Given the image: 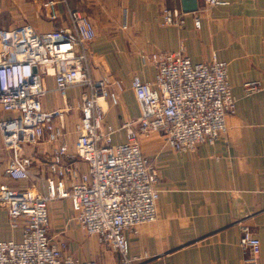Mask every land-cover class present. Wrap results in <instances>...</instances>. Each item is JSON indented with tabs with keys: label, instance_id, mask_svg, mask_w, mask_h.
<instances>
[{
	"label": "crops",
	"instance_id": "0c3cea01",
	"mask_svg": "<svg viewBox=\"0 0 264 264\" xmlns=\"http://www.w3.org/2000/svg\"><path fill=\"white\" fill-rule=\"evenodd\" d=\"M45 0H0V29L27 24L40 32L70 27L67 8L88 15L94 35L86 42L92 78H103L108 94L100 99L104 123L116 129L112 142L125 140L121 123L139 114L130 87L137 74L152 79L155 66L143 63L141 53L182 48L193 61L225 60L235 101L226 115L224 131L213 142H198L193 150H177L158 131L138 136L141 151L157 168L156 218L125 230L133 264H243L238 244V221L259 237L257 264H264V0H226L183 10L180 0H55L57 16L49 17ZM182 10L181 24L163 22L161 8ZM199 25L194 24V17ZM46 92L45 110L59 109L52 121L61 129L50 140L45 133L22 143L17 153L30 158L29 177L6 176L4 167L14 149L3 144L0 133V181L31 183L41 188L49 176L48 162L60 143L73 150L82 96L90 88L77 83L61 92L53 75L41 72ZM244 79H259L258 90L245 93ZM12 112L0 105V118ZM119 127V128H118ZM79 168L85 162L77 159ZM50 239L79 260L98 264L118 260L113 247L101 243L75 219L68 197L48 201ZM21 225L10 224L0 205V238H19Z\"/></svg>",
	"mask_w": 264,
	"mask_h": 264
},
{
	"label": "built area",
	"instance_id": "2783aa9c",
	"mask_svg": "<svg viewBox=\"0 0 264 264\" xmlns=\"http://www.w3.org/2000/svg\"><path fill=\"white\" fill-rule=\"evenodd\" d=\"M43 6L49 17L57 16L55 0H45ZM67 13L70 27L37 32L23 24L0 29V105L12 112L0 118V133L3 144L15 150L4 167L7 177H29L30 158L18 154L17 147L43 133L50 140L61 133L52 121L53 114L61 110L41 106L46 92L41 72L52 74L61 92L77 83L90 88L79 104L73 150L69 152L63 142L54 148L48 162L50 174L42 187L0 181V205L6 207L12 226L21 225L19 238H0V264H98L63 253L61 245L50 239L48 201L56 197H68L79 224L117 250L118 260L103 264H133L125 230L136 231L139 223L154 220L158 198L157 168L141 151L138 136L158 131L173 148L193 150L198 142H213L233 110L235 98L225 60L193 61L181 47L141 53V61L152 62L155 72L152 79L132 75L130 87L139 114L121 123L125 140L112 142L110 134L116 128L104 123L100 103L108 94L106 82L91 77L85 51L94 35L93 24L78 8H67ZM182 13L175 7L161 8L165 23L180 25ZM194 24L199 25L197 16ZM260 86L259 79L242 81L245 93ZM77 159L85 162L84 169ZM238 222L243 264H257L259 237L248 224Z\"/></svg>",
	"mask_w": 264,
	"mask_h": 264
},
{
	"label": "water",
	"instance_id": "95a60500",
	"mask_svg": "<svg viewBox=\"0 0 264 264\" xmlns=\"http://www.w3.org/2000/svg\"><path fill=\"white\" fill-rule=\"evenodd\" d=\"M180 4L183 10H192L197 7V0H180ZM33 69H36L35 65Z\"/></svg>",
	"mask_w": 264,
	"mask_h": 264
},
{
	"label": "rangeland",
	"instance_id": "374dc122",
	"mask_svg": "<svg viewBox=\"0 0 264 264\" xmlns=\"http://www.w3.org/2000/svg\"><path fill=\"white\" fill-rule=\"evenodd\" d=\"M56 198H59V197H56ZM52 199V198H51ZM72 213H73V211H72Z\"/></svg>",
	"mask_w": 264,
	"mask_h": 264
}]
</instances>
